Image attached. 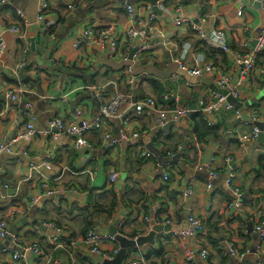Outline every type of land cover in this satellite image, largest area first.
I'll list each match as a JSON object with an SVG mask.
<instances>
[{
  "label": "clouds",
  "instance_id": "obj_1",
  "mask_svg": "<svg viewBox=\"0 0 264 264\" xmlns=\"http://www.w3.org/2000/svg\"><path fill=\"white\" fill-rule=\"evenodd\" d=\"M0 264H264V0H0Z\"/></svg>",
  "mask_w": 264,
  "mask_h": 264
}]
</instances>
